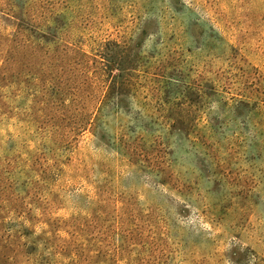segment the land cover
I'll list each match as a JSON object with an SVG mask.
<instances>
[{"label":"rangeland","instance_id":"rangeland-1","mask_svg":"<svg viewBox=\"0 0 264 264\" xmlns=\"http://www.w3.org/2000/svg\"><path fill=\"white\" fill-rule=\"evenodd\" d=\"M0 264H264V0H0Z\"/></svg>","mask_w":264,"mask_h":264}]
</instances>
